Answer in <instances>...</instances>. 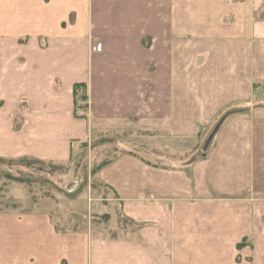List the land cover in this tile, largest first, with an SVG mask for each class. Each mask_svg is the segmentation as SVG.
Segmentation results:
<instances>
[{"label":"crops","instance_id":"1","mask_svg":"<svg viewBox=\"0 0 264 264\" xmlns=\"http://www.w3.org/2000/svg\"><path fill=\"white\" fill-rule=\"evenodd\" d=\"M26 3L16 14L29 24L0 25V159L66 162L93 128L200 136L264 81V0ZM249 107L189 165L109 161L100 227L0 210V264H264V104Z\"/></svg>","mask_w":264,"mask_h":264},{"label":"rangeland","instance_id":"2","mask_svg":"<svg viewBox=\"0 0 264 264\" xmlns=\"http://www.w3.org/2000/svg\"><path fill=\"white\" fill-rule=\"evenodd\" d=\"M49 1L40 0V6L45 7ZM26 2L24 0V6L28 4ZM18 3L20 5L21 0H0V25H6L9 30L15 29L17 23L21 27L29 24L17 21ZM253 19H264V5L254 9ZM27 38L21 37L20 42ZM248 85L247 99L237 100L230 106L231 109L223 110L207 128L201 130L200 136L176 138L164 133L144 132L135 127L120 130L93 128L89 136L71 150L66 162L26 157L0 159V210L43 209L52 215L60 230L79 231L89 225L100 227L106 224L109 219L101 213L114 193L99 179L103 166L126 152L135 153L158 165H189L194 151L198 148L202 153L205 138L223 117L237 112L249 113V110H244L245 105L253 108L264 104V81L253 79ZM80 88L76 101L84 108L86 93L84 87ZM9 174L23 181L9 178Z\"/></svg>","mask_w":264,"mask_h":264},{"label":"trees","instance_id":"3","mask_svg":"<svg viewBox=\"0 0 264 264\" xmlns=\"http://www.w3.org/2000/svg\"><path fill=\"white\" fill-rule=\"evenodd\" d=\"M80 87H84V83H76L74 85V96L76 97V94L77 92L79 91V89H81ZM225 118L223 117L219 122L216 123V125L212 128V130L209 132V134L207 135V137L205 138V142L203 143V148H202V153L204 155V153H206L210 143H211V139L212 137L214 136V134L216 133V131L218 130L219 126L221 125L222 121L224 120ZM9 178H12L14 180H18V181H23V179H20L19 177H15V176H12L11 174L8 175ZM243 242L239 243L238 245L241 246Z\"/></svg>","mask_w":264,"mask_h":264},{"label":"built area","instance_id":"4","mask_svg":"<svg viewBox=\"0 0 264 264\" xmlns=\"http://www.w3.org/2000/svg\"><path fill=\"white\" fill-rule=\"evenodd\" d=\"M101 48H102V44H101V42H98V43L96 44V46H95V50H96V51H100Z\"/></svg>","mask_w":264,"mask_h":264}]
</instances>
